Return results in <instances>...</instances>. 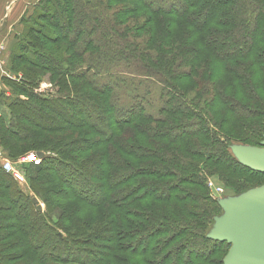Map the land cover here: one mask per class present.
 Listing matches in <instances>:
<instances>
[{
  "label": "trees",
  "instance_id": "trees-1",
  "mask_svg": "<svg viewBox=\"0 0 264 264\" xmlns=\"http://www.w3.org/2000/svg\"><path fill=\"white\" fill-rule=\"evenodd\" d=\"M96 1L112 12L103 27L120 51L87 40L94 0H40L22 19L11 54L32 76L23 80L57 77V92L70 95L23 88L25 99L8 102L9 121L0 120V145L13 156L46 152L29 179L43 211L0 170V264H209L223 244L206 235L218 207L202 174L235 191L264 175L226 147L264 137V0ZM62 41L74 52L51 49ZM77 58L136 62L163 77L157 116L140 104L119 108L114 84L85 76Z\"/></svg>",
  "mask_w": 264,
  "mask_h": 264
},
{
  "label": "rangeland",
  "instance_id": "rangeland-1",
  "mask_svg": "<svg viewBox=\"0 0 264 264\" xmlns=\"http://www.w3.org/2000/svg\"><path fill=\"white\" fill-rule=\"evenodd\" d=\"M39 1L40 0H35L34 2L36 3L34 4V6L33 5L28 6L26 4V7L27 6L28 7L23 12V15L19 19V22H17L18 24L17 28L16 26H12V30L11 29L7 30V28L3 26L6 20L1 19L0 22L1 25L0 26V64L4 69L2 79L6 85L5 86L6 88L0 91V120L2 119L6 123L9 121V109L7 107V104L8 102H12L16 98L19 100L25 99L23 92L20 93V90L23 91V88L26 91H31L40 96H46V97H53L56 95H60V96L70 95L69 94L70 89L68 87H66V89L62 88L60 89L59 92H57V88L55 87L56 82L54 81L57 79V77H55L53 81L47 80L45 78L42 79L34 78L33 83L31 85H28L29 83L26 84L27 82L24 81L23 78L27 79L32 76L23 75V67L26 66V64L23 63V61H17L16 56L14 57L13 55L12 57L11 54L12 47L15 46V44L18 42V39L20 37L19 35L28 26L27 25L28 22L26 23L22 21V19L26 16H29L33 12L35 5ZM94 2H95L94 7L96 9L94 8L92 16L90 18V24L94 25V29H93L94 33L93 35L88 37L87 40H90L91 42H95L94 44L98 45V48H100L102 51L106 50L104 52H109V54L111 52L120 51L121 50L120 41L118 42V45H114L118 39L117 34L114 33L113 30L106 31L104 29L107 20L111 18L112 12H109L108 10L101 11L100 8H103V6L96 0H94ZM73 15L74 14H72V16L69 17V19L70 18L72 19ZM24 20L26 21V19ZM85 26H87V24ZM49 27L51 32L54 31V29H56L51 26ZM88 27L90 28L89 25ZM3 28L6 29L5 33L3 32L4 30ZM1 29L3 30L1 31ZM121 32L122 29L120 31H117V33H121ZM124 33H126V30L122 32V34ZM14 36H16V38H14ZM67 36L68 38L72 39V36H69L68 34ZM134 41L138 44L140 48H142L141 44H143L142 43L143 40L141 38H136ZM66 44L70 46L71 49L70 52L71 53L74 52L73 46H71V44H69L67 41H62L51 49L57 50L59 49L60 46H61L60 48H64ZM114 46L117 48H114ZM47 47L50 48V45H48ZM151 51L153 52L152 49L148 50L147 52L149 54H152ZM82 58H89V55L87 57H82ZM92 60L89 61V63L96 62ZM74 61L76 66L83 64V66L79 68L80 69L79 71L81 70L85 71V76L87 72H88L87 75L90 78H94L96 76V79L94 78L93 80L96 81L98 84L101 85L102 83H107V82H109L110 85L112 86L114 84L115 87L114 100L119 108L121 107L127 109L131 106V104H140L144 108L146 113L152 114L155 117L157 116V111L162 106L164 100L163 89H162L163 77L160 79L158 75H149L150 73L147 72L146 69L142 68L139 63L136 62L126 63L120 60L118 62H106L102 64L100 67H97L98 65H94V66L86 65L85 64L86 61L82 63L81 59L78 58ZM98 61L99 60L97 59V62ZM98 63L100 64L101 62ZM70 77H67L66 80L70 82L72 81L74 82V80H77L74 79L73 77L71 78ZM79 79L83 84H87L82 77L81 78L79 77ZM1 126L2 125L0 123V127ZM73 131H75L77 137L80 134H82L84 128L83 130L76 129ZM218 134L221 137V140L225 141L224 140L225 137L221 135V133L219 132ZM73 135L74 133H72V136ZM226 147L230 152L231 156L239 164L252 163L253 158L255 156L264 155V137L262 140H259L257 142L255 141V143L253 144L241 142L240 140H234L232 138L227 139ZM41 152H43V155L44 153L46 154V152L44 151ZM35 153L37 152L28 151L26 153H21V154H17L16 156H13L14 154L12 152H9L7 149L3 148L0 145V163L4 162L3 160H7L11 164V166L18 172V174L21 177L17 180L13 179L15 184L18 186L19 190L21 191V193H24V195H27L28 197L32 196V198H35L36 202L34 203V205L35 204L36 206L39 205L40 206L39 210L43 211L46 207L44 201L40 199L32 191L29 185L30 176H33L36 170V166H38V164L41 162V157L39 156L40 157L39 163L28 161L26 157L30 154L34 155ZM0 170L3 171L4 173H7L1 167ZM202 175L205 178V185L208 189L209 196L216 202V205L218 207L217 212L216 210L213 211L211 221L208 224L206 235L208 237L211 236L213 240L220 241V243L223 244L221 250L218 251L212 257L211 262L209 264H216V262L225 264V258L233 247L232 242H228L227 240L221 239L222 237L226 236L224 234L227 231L228 220L236 209L243 208L246 200L248 199V197L250 196L253 190L264 186V175L256 179H250L247 177V181L251 186H249L248 188H244L241 191L232 190L226 184H224V182H222L216 175H204V174ZM191 189L195 190L196 188L191 187ZM15 208L17 207L15 206ZM12 215H15V213L13 212ZM62 215H63V211H61L60 208L57 207L50 212L49 217L54 226H56V224L59 222V217H61ZM214 236H216L217 238H215ZM114 254L115 257L117 256L121 257V256L129 255L130 253H124L123 251H116V253ZM114 262L115 259L112 258L105 260L101 264H116Z\"/></svg>",
  "mask_w": 264,
  "mask_h": 264
},
{
  "label": "water",
  "instance_id": "water-1",
  "mask_svg": "<svg viewBox=\"0 0 264 264\" xmlns=\"http://www.w3.org/2000/svg\"><path fill=\"white\" fill-rule=\"evenodd\" d=\"M38 155L42 157L43 152ZM243 165L264 172V155L255 156L252 163ZM32 201L35 203L36 199ZM224 235L222 240L233 243L225 264H264V186L253 190L243 208L233 212Z\"/></svg>",
  "mask_w": 264,
  "mask_h": 264
},
{
  "label": "crops",
  "instance_id": "crops-1",
  "mask_svg": "<svg viewBox=\"0 0 264 264\" xmlns=\"http://www.w3.org/2000/svg\"><path fill=\"white\" fill-rule=\"evenodd\" d=\"M34 1L35 0L33 1L32 0H0V22H1V19L6 20L3 26L6 27L7 30L8 29L12 30V26H16L17 28L18 27L17 22H19V19L23 15V12L29 5L34 6V4L36 3ZM26 4L28 5L27 7H26ZM3 29H1V31ZM5 31L6 29L3 30L4 33ZM1 36H4V35H1ZM14 38H16V36H14ZM3 73H4V69L2 65L0 64V91L6 88L5 87L6 85L2 79Z\"/></svg>",
  "mask_w": 264,
  "mask_h": 264
},
{
  "label": "built area",
  "instance_id": "built-area-1",
  "mask_svg": "<svg viewBox=\"0 0 264 264\" xmlns=\"http://www.w3.org/2000/svg\"><path fill=\"white\" fill-rule=\"evenodd\" d=\"M26 159L28 161H32L35 163H39L40 161V157L38 155V153H35L34 155H28L26 157ZM4 162L0 163V167L7 173H9L13 179L17 180L20 177V175L18 174V172L11 166V164L7 161V160H3Z\"/></svg>",
  "mask_w": 264,
  "mask_h": 264
}]
</instances>
